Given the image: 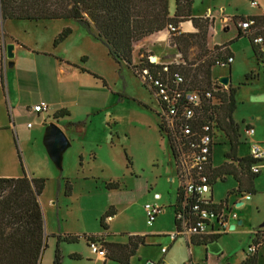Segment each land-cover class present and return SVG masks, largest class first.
Segmentation results:
<instances>
[{
  "label": "rangeland",
  "instance_id": "rangeland-1",
  "mask_svg": "<svg viewBox=\"0 0 264 264\" xmlns=\"http://www.w3.org/2000/svg\"><path fill=\"white\" fill-rule=\"evenodd\" d=\"M250 2H256L258 7L252 8ZM206 12H209L208 15H211L214 20L213 25L208 29L207 49L213 53V56H219L222 52L216 49L237 35L231 19H245L264 13V0H194L191 15L205 16ZM59 23L72 24L65 21ZM14 24L20 25L19 27L33 25V32L22 33V39L28 41L37 39L38 36L44 40L42 44L46 45L47 32L51 28L45 31L41 23ZM37 25L41 33L35 28ZM223 27L227 29L222 31ZM64 30H69L71 33L68 35L70 37H67L68 42L64 50L70 55L71 48H74L71 43L75 39V34L67 26L62 31ZM4 34H6L5 29L0 26V39L7 38ZM34 34L38 35L34 37ZM261 34L257 38L262 40L260 45L264 47V31ZM62 43L53 47L52 42L51 46L61 49ZM230 48L234 55V63L231 64L230 70L215 66L212 77H229L230 75L231 86L238 88L234 97L236 110L233 115L234 121L240 125H237L238 132L242 130V125L251 124L254 129L252 141H256L264 151L263 63L257 62L245 38L231 44ZM83 49L90 52L89 45H85ZM198 53L197 48L191 50L188 57L189 69H194L199 64V61H193ZM217 60H223V58L219 57ZM2 69L3 63L0 66V87L2 83L6 93L7 77L10 71L6 67V74H4ZM128 70L125 67H118L104 72V77L101 79L106 87L103 92L104 107L102 109H98L88 117L81 111H77L67 123L58 121V128L62 130L67 142L59 146L57 160L51 156L44 144V132L49 130L48 121L46 120L45 126L43 125L45 131L40 135L28 130L26 128L28 123L34 128L39 123L30 118H15V111L12 109L9 111L5 100H1L3 94L0 95V178H20L25 174L34 180L44 182L38 201L43 219L48 224L46 233L44 223L45 234L56 233L61 237L67 235L78 237L75 244L61 243L59 245L60 256L62 253L74 251L88 256L90 264L96 262L98 258L90 253L83 237L97 236L102 233L99 220L109 208L115 213L112 217V227L120 234L133 232L149 234L150 231L174 232L170 206L174 202L179 181L168 153L166 138L160 136L157 130V115L162 113L155 97L145 90L142 82ZM250 74L257 77L253 81L246 82L245 77ZM95 81L98 86H101V81ZM211 83H217L216 79ZM227 88L224 87L225 92ZM5 96H3L4 99ZM41 96L40 89H33L29 102L39 100ZM9 112L14 115V118L9 115ZM78 122L83 124L78 127L66 125ZM214 136V140L221 137L218 132H214ZM229 147L227 142L215 145L214 164L224 161V152H229ZM244 152L246 149L242 144L238 153ZM125 156L130 165L127 164ZM66 181L70 187L68 193H65L64 189ZM108 184H115L118 189L107 190ZM254 184L255 194L244 201L243 207L232 208L230 204L233 213L241 216V219L235 222L236 227L238 222H242V218L243 226L238 227L235 232H226L220 240L205 248L196 247L193 254H188L183 235H181L174 248L176 253L169 264H237L235 257L238 254H246L254 232L258 233L264 229L260 227L259 230L256 227L264 222V170H259V176L254 180L252 189ZM214 187L219 191L221 189L222 192L225 185L218 182ZM221 192L214 195V200ZM155 195L159 196V200H154ZM206 197L208 198L209 194ZM145 205L160 210L152 227L146 224ZM112 218L105 220L106 227H109ZM52 238H46L43 243L40 264L53 263L55 243L51 248ZM116 239L121 240V238ZM146 248H143L142 252L149 254L150 264H162L160 261H154L159 250ZM186 255L190 258V263L189 260L183 261ZM98 260L97 264H114L104 262L102 259ZM134 261L133 264H136V260ZM65 263L66 259H62L61 256L60 264ZM258 264H264V247L259 249Z\"/></svg>",
  "mask_w": 264,
  "mask_h": 264
},
{
  "label": "trees",
  "instance_id": "trees-1",
  "mask_svg": "<svg viewBox=\"0 0 264 264\" xmlns=\"http://www.w3.org/2000/svg\"><path fill=\"white\" fill-rule=\"evenodd\" d=\"M193 0H174V13L168 12V0H0V17L5 21H58L70 20L84 29L92 38L101 42L106 48L108 56L116 63H124L133 76L142 82V87L154 96L153 89L145 80L143 72L146 71L151 78H165L174 73L182 78L183 88L186 91H194L200 94L198 107L193 108V116L189 120L175 119L169 125L165 114L157 115V130L160 136H165L168 153L173 162L179 182L182 176L179 148L185 153L189 151L190 143L197 141L201 135V127L210 124L215 132H222L229 141L230 151L225 155L226 159L236 160L238 169L229 170V166L223 165L211 170L208 166V178L210 188L216 179L224 175H230L237 183V188L227 194L226 198L211 209L221 211L227 207L228 197L232 195H253V181L258 175H252L249 167L254 164L250 158L235 159L237 143V125L232 121V115L236 110L234 100L235 89L230 85L227 91L218 83H211V69L216 66L217 59L228 57L227 46L217 48L222 53L213 56L208 51L206 40L208 29L212 25L209 17L193 18L191 7ZM252 21L253 25L246 30L239 26L241 23ZM189 22L194 34H181L178 31L180 24ZM231 23L236 28V37L228 44L240 39H247L251 51L257 62L264 64V47L255 45L254 40L264 31V16L232 18ZM176 32L171 33L170 29ZM91 29L93 32H91ZM226 30V28H224ZM167 32L168 46L175 48L184 65L162 66L150 63V55L142 54L139 62H133L136 46L155 34ZM70 34L69 30L62 31L53 41V47L62 43ZM262 41V40H261ZM258 46L262 48H258ZM197 48L199 53L193 61H199L194 69H189V55L191 50ZM166 69V72L163 70ZM80 71L89 74L94 79L101 81L105 88V82L85 70ZM250 74L245 77L246 82L256 79ZM246 85V84H243ZM204 93H210L211 98L206 99ZM68 116L66 112H58L53 115L54 120ZM83 124V123H82ZM78 123H68L69 127H78ZM188 129L189 135H182V131ZM215 144H213L214 146ZM127 164L130 165L125 156ZM20 161V158H19ZM21 166V162H20ZM229 170V171H228ZM23 171V170H22ZM65 193L70 191L68 182H65ZM44 187L42 180H34L23 174L20 178H0V264H38L41 250L44 247V219L38 197ZM107 190H117L115 184H108ZM181 187L176 191V198L171 207L174 215L175 231L178 234L179 227L176 214L180 212L183 203ZM190 202V199L189 201ZM115 216L109 208L100 218L99 224L102 230H106L105 220ZM223 234H212L202 237H191L193 246H208L222 237ZM55 250L52 264H60L61 256L59 245L75 244L78 237L53 236ZM86 245L97 244L105 251V259L117 264H128L140 246H145V236H128L124 245L104 243L99 236H84ZM251 245L257 246L255 253L245 254V259L240 264H257V251L264 246V231L253 235Z\"/></svg>",
  "mask_w": 264,
  "mask_h": 264
},
{
  "label": "crops",
  "instance_id": "crops-1",
  "mask_svg": "<svg viewBox=\"0 0 264 264\" xmlns=\"http://www.w3.org/2000/svg\"><path fill=\"white\" fill-rule=\"evenodd\" d=\"M193 4H194V0H193ZM193 4H192V9H193ZM168 12L170 16L173 15L174 0H168ZM208 14L209 12H206L205 16H198V17L193 16L192 14V17L193 18L209 17L210 20H213V17ZM260 16H264V13L257 14L255 16H250V17H260ZM61 21L72 22V24L64 23V25H61V23H59ZM7 22H10L11 24ZM19 22L26 23L27 21H5L4 23L0 17V26H2V28L4 27L5 33H6L4 35L7 36V38L0 39V66H1V63H3V69L1 71H4V74H6L5 68H6L7 61L4 58L3 46L7 44L14 45V49L12 52L14 55L13 67L11 69H8L10 71L7 77L8 89H7V92L5 93L2 87V83H1L0 95L1 93L3 94V96L6 95L5 99L1 95V100L3 101L5 100V103L9 107V111H11V109L15 111V118H30L34 121H37L39 125L36 126L35 128L34 126H31L30 128H27V127L26 128L28 130L35 131L37 134L40 135L42 132L45 131V129L43 130V128L46 124V120L49 123L48 125L53 123L58 127V124H57L58 121H61L62 123H67V121L71 119V117L73 116L74 112L81 111L83 114L86 115V117H88L89 115L97 111L98 109H102L104 107V103L102 100L104 97L103 95L104 88L102 87V84L101 86H98V83H96L95 81L96 79H94L89 74L80 71V69L85 70L101 78V77H104L103 75L105 71L107 70L111 71L118 67L126 68L125 64L124 63H120L119 65L116 64L108 56L107 50L101 44V42L92 38L84 29L79 27L73 21L58 20V21L27 22L30 24L41 23V25L43 26L42 28L45 31H48V28H51L49 29L50 31L47 32L46 45L44 43L42 44L44 40L40 39L38 36H37V39L34 38L28 41L23 40L22 33H27V32L31 33L33 32L32 30H34V28H33V25H27V27H19L20 25L18 26L14 24V23L18 24ZM213 22L214 20L212 21V25H213ZM47 24H50V25H47ZM38 26L39 25H37V27L35 28H37V30L39 31ZM66 26L71 29L72 33L75 34V39L71 43L74 45V48H71L70 55L64 52L66 48L65 45L68 42V38L70 36L67 38L65 42H63L60 45L62 46L61 49L53 48L51 46V43L53 42V40L60 34V32L63 29L66 28ZM224 28L227 29V27H223L222 31L224 30ZM178 31L181 34L196 33V30L193 29L192 25L189 22L180 24L178 27ZM91 32H93L92 29H91ZM39 33H41V31H39ZM35 35H38V34H34V37H36ZM168 37L169 35L167 32H160L158 34H155L141 41L135 48L133 62L135 64L139 62V59L142 57V54L138 55V53L142 52V53H146L151 56L150 61H151V58H154L155 64L157 63L162 66L181 64L182 62L180 60V55L178 54L177 50L175 48H171L168 46ZM233 39H229V41L222 44L223 45L222 47L227 46L225 49H227L228 57H232L233 59L232 63H234V58H233L234 55L232 54L230 50L231 48L230 46H228V44ZM85 45H89L90 52H87L86 50L83 49ZM249 47H250V44H249ZM259 48H262V47H259ZM230 66L227 68L228 70H230ZM212 70L213 68L211 69V78H212L211 81H214V79H216L218 83V79L222 77H227V76H221L218 78H214L212 77ZM263 70H264V64H263ZM229 79H230V75H229ZM229 85L232 89H235V94H236V91L238 88L237 89L233 88L231 86L230 81H229ZM33 89H40L42 96L39 98V100L33 101L31 103L29 102V100H31L30 95ZM40 103L47 104L48 111L45 113L37 114V115L31 113L30 109L34 106L39 105ZM63 111L66 112L68 116L64 118H60L58 120L53 119V115H55L58 112H63ZM9 115L14 118V115L11 114V112H9ZM233 115H232L233 123L235 125L240 126L238 122L234 121ZM242 126H243L242 130L239 132H238V127H237L238 145L235 149V154H234V157L237 160L250 158L249 144L252 142V139H253V138L248 139L244 135V129L247 127L253 128L252 125L244 124ZM219 133L221 137L214 140L215 145L223 144L227 142L228 146H230L229 141L226 138V136L222 132H219ZM44 134L46 138L47 131L44 132ZM242 138L244 140H242ZM246 141H248V143ZM242 144L245 146L246 152L239 154L238 150ZM215 145L211 149L210 157H209L211 170L218 169L223 165L229 166L228 167L229 170L231 169V167L232 169H236V168L238 169V163L236 160L225 158V155L228 154L229 152H224V157H223L224 161L221 160L219 164L213 163V153H214ZM258 169L264 170V158L258 163ZM175 175H176V172H175ZM218 182L221 183V185H225V188H222V192H221V189L219 191L218 189H215L214 187V185ZM215 184L212 186L211 194H210V201L212 203V207L214 205H218L221 201H223L226 198L229 192L234 191L237 188L236 181L233 179L232 176L228 174L222 176L220 180L216 179ZM253 187H254L253 191H255V184L253 185ZM218 188H221V187H218ZM219 192H221V194L216 197V200H214V195ZM254 194L252 196H254ZM155 196H157V199ZM155 196H154V200L155 201L159 200V196L158 195H155ZM249 196L251 198V195ZM175 198H176V194L174 197V202H175ZM173 204L170 206L171 210H172L171 207L173 206ZM230 204L232 205V208H240V207H243L244 201L242 199L239 200L238 195H232L228 197V204L226 208H228L227 211H230L231 216L228 219L227 230L228 232H230L229 231L231 227L230 225H233L234 229L231 232H235L238 227H241L244 225V220L242 218V222H240L241 224L238 225V227H236L235 222L238 221L239 218L241 219V216H238V214L233 213V210L230 209ZM172 214H173V210H172ZM233 215L235 217H233ZM44 221H45L44 223L46 226V233H47L48 224L45 219ZM111 222H113V218L109 222V227L107 226L108 228L106 230H102V233L97 235L103 239L104 243L124 245L127 243L128 236H145L146 237L145 246H140L138 248L135 255L132 258H130L128 264H133V262H135L134 260H136V264H141V262L143 261H145L144 264H150L148 260L149 254H143L144 251L142 252V249L143 248L145 249L146 247L156 248L159 250L158 255L154 257V261L156 262L160 261L162 262V264H169L173 258V255H175L176 253L174 248H175L176 243L180 239L181 235H183L182 237L184 238V243L188 250V254L190 253L193 254L196 247H201V248L207 247V246H193L189 242L190 239H188L184 233L177 234L175 231V226H174V215H173L174 232L172 233L150 231L149 234L145 232H139V233L133 232L132 234L123 235V234H120V232H117L112 227ZM152 226L153 224L148 227H152ZM256 227H258V229L260 230V226H256ZM262 231H264V229ZM255 233L256 232H254V234ZM46 235H47L46 238L48 239L49 237L52 238L53 236H57L58 234L49 233ZM116 238H121V240H117ZM52 239L53 240H52L51 248L54 247V243H55V239L54 238ZM163 250H165L164 253H162ZM258 255H259V249L257 251V257ZM61 256H62V259L64 258L66 259L65 264H90V261H89L90 258L88 256H83L79 252L70 251V252H66V254L62 253ZM235 259L237 261L236 263L240 264L245 259V254L244 255L238 254V256H236ZM187 260H189V263L191 262L190 258L186 255L183 261L187 262ZM103 261L104 262L108 261L110 263L117 264L115 262H112L106 259H103ZM97 262H99L98 259L96 260V262H93L92 264H97Z\"/></svg>",
  "mask_w": 264,
  "mask_h": 264
},
{
  "label": "built area",
  "instance_id": "built-area-1",
  "mask_svg": "<svg viewBox=\"0 0 264 264\" xmlns=\"http://www.w3.org/2000/svg\"><path fill=\"white\" fill-rule=\"evenodd\" d=\"M252 8H256V2H250ZM253 25L252 21H247L240 24L242 30H246ZM171 33L176 32L175 29H170ZM255 45L261 44V39L257 38L254 41ZM233 62L232 57H226L224 60H218L216 66L220 68H228ZM151 63V62H150ZM166 72V69L163 70ZM143 75L148 85L154 91V97L158 107L163 114L166 115L169 125L173 124L175 119L189 120L193 116V108L199 105L200 94L194 91H186L183 88L182 78L174 73L168 77L151 78L147 72ZM224 88V87H223ZM206 99L211 98L210 93H204ZM48 111V105L40 103L30 109L33 114L45 113ZM27 128L31 124L26 125ZM214 132L210 124L206 123L201 127L200 138L193 140L189 145L188 153H185L178 147L180 154V164L182 167V176L179 185L183 193V203L181 204L180 212L176 214L178 222L179 233H184L188 239L191 237H202L212 234H225L228 232L227 224L228 218L231 216L228 208L216 211L212 210V203L210 201L211 188L209 185L207 168L210 166V152L214 143ZM188 129L182 131V135H189ZM244 135L249 139L254 135V129L247 127L244 129ZM250 159L253 161L249 167V172L252 175H258V163L264 158V151L260 145L254 141L249 144ZM209 194L207 198L206 195ZM239 200H249V195L238 196ZM157 199V197H156ZM190 199V202H188ZM146 224L151 226L155 217L159 213V209L153 206L145 205ZM223 212V213H222ZM233 217H235L233 215ZM216 229V230H215ZM178 233V234H179ZM87 248L90 253L95 255L98 259H105V251L97 244H88ZM257 246L250 245L246 254L251 255L255 253ZM165 250L162 251L164 253Z\"/></svg>",
  "mask_w": 264,
  "mask_h": 264
},
{
  "label": "water",
  "instance_id": "water-1",
  "mask_svg": "<svg viewBox=\"0 0 264 264\" xmlns=\"http://www.w3.org/2000/svg\"><path fill=\"white\" fill-rule=\"evenodd\" d=\"M13 49H14V45L13 44H7L3 46V51H4V58L7 61L6 63V67L7 69H11L13 67ZM151 63H155V59L151 58ZM229 77H222L220 79H218V84L222 87L227 88L229 85ZM67 142L66 137L64 136L63 132L61 131V129H59L55 124L51 123L49 125V130H47V135L45 138V148L50 152L51 156L54 159H58V153H59V146L61 144H65ZM241 205V204H239ZM241 223L238 222L237 225H240ZM261 228H264V222L262 223V225L260 226ZM234 226H231L229 231H233ZM46 239V234H45V227H44V234H43V243ZM43 249L41 250V254L38 260V264H40V259H41V255H42Z\"/></svg>",
  "mask_w": 264,
  "mask_h": 264
}]
</instances>
